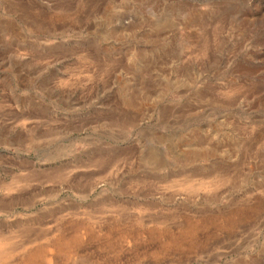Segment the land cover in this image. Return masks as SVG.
Here are the masks:
<instances>
[{
	"label": "rangeland",
	"instance_id": "rangeland-1",
	"mask_svg": "<svg viewBox=\"0 0 264 264\" xmlns=\"http://www.w3.org/2000/svg\"><path fill=\"white\" fill-rule=\"evenodd\" d=\"M150 13L158 18L144 26ZM173 61L177 62L173 79L203 74L207 82L199 90L179 88L176 94L186 97L179 104L160 103L158 121L139 128L135 140L123 142L119 133H85L86 143L93 147L65 159L62 154L71 139L35 145L28 130L16 127L26 120L41 121L27 129L47 141L49 124L84 132L97 122L138 120L141 113L134 110L138 98L141 93L158 95L165 82L157 72ZM46 67L48 71L37 78ZM106 69L103 83L54 90L58 80L73 75H95L98 80ZM221 89L234 94L225 108H209L200 117L188 118ZM97 97L98 102L87 108ZM214 113L215 121L210 119ZM221 121L232 127L218 128ZM165 125L169 130L161 132ZM210 129L220 133V142L213 147H227L233 155L241 148L240 161L215 157L207 164L180 167L168 159L172 155L183 160L185 148L207 143ZM240 129H255V134L250 140L230 138ZM262 141L264 0H0V213L23 208L38 213L30 221L13 224L0 216V235L24 224L47 227L66 212L96 218L105 208H115L117 215L100 221L98 234L86 249L104 264H196L189 253L176 249L163 259L153 255L165 252L174 236L192 226L200 229L201 252L220 249L201 264H264V195L259 194L264 190V166H257L247 186L241 185L243 152H254ZM124 158L151 167L138 163L135 172L126 169L107 194H96L98 199L82 202L66 193L59 201L41 202L60 191L59 184L50 182L65 169L87 168L105 159L106 171ZM161 169L168 171L162 174ZM101 174L78 172L73 184L87 192L86 186ZM229 178L234 183L218 192L195 190L201 184L214 188L209 180L222 183ZM133 184L144 187L133 193L129 187ZM165 184L175 190H156ZM225 193L228 203H219ZM84 223L69 218L60 227L71 233Z\"/></svg>",
	"mask_w": 264,
	"mask_h": 264
},
{
	"label": "clouds",
	"instance_id": "clouds-1",
	"mask_svg": "<svg viewBox=\"0 0 264 264\" xmlns=\"http://www.w3.org/2000/svg\"><path fill=\"white\" fill-rule=\"evenodd\" d=\"M157 15L155 13H150L148 18L145 20L144 26H148L151 22L157 20ZM142 29H137L140 31ZM180 33L183 36L184 29L183 26L180 27ZM129 36L135 35L134 33H129ZM187 51L191 52V49ZM135 52L132 54V59L135 58ZM21 58H25L24 54H21ZM82 62H87L84 57H78ZM188 59H197L195 56H189ZM131 62V60H130ZM48 63V62H44ZM49 66H51L49 64ZM177 62L173 61L171 64L158 70L157 75L160 79L165 82V86L160 90L158 95L149 96L145 93H141L138 98V102L135 105V111L141 113L138 120L133 121L128 120H115V121H103L93 123L89 128L85 129L84 132H76L72 129L62 127L60 125H47L49 132L51 133L47 141L44 139L35 138V132L33 130L27 129L28 124L36 123L41 124V121H22L16 124V127H24L29 131L32 139V144L41 145L45 142H55L64 139H71L72 143L62 154L65 159L75 158L82 151L93 147L92 144L86 143L88 136L85 133L100 134V133H110V134H121L124 136V141H131L137 139V130L141 128L144 124L151 123L153 119L158 121V105L165 101L179 104L186 97L178 96L177 90L181 87H189L194 90H199L204 87L207 81L204 80V75H195L191 78H177L176 73ZM48 71L46 67L43 72L39 73L43 76ZM166 73V74H165ZM108 70L106 69L103 74H101L97 80L95 75H73L69 76L67 79L58 80L54 86V90L61 91L67 88L79 86L81 88L88 87L95 83H103ZM174 86V87H173ZM22 95H29L28 92L21 93ZM43 96V93H37ZM234 94L223 89L218 90L215 93L214 98H208L202 101L204 107L199 108L197 111L189 114L188 118H197L203 115L209 108L213 109H223L226 107L227 103L231 101ZM99 97L93 99L90 104L86 107L91 108L98 102ZM243 103V101H241ZM129 107L128 105L125 106ZM213 121L217 119L215 113L210 117ZM227 124V127L231 128L232 124H228L227 121H221L217 127L223 128ZM169 129L167 125L160 128L161 132H167ZM255 134V129H240L238 132L231 134L235 137H241L246 140H250ZM210 138L207 143L196 147H188L181 152V156L184 157L180 160L172 155L168 156V159L179 165L180 167H190L193 163L207 164L211 158L215 157H227L231 156L233 162L240 161L242 151L241 148L235 149L234 155L229 148L225 147L223 150H218L213 147V145L220 142V133L216 132L213 134L210 129L208 134ZM32 144L29 145V150H32ZM243 147V146H242ZM143 151H141V156ZM244 162L241 168L243 176L241 178L242 189L247 186V178H251L257 166H264V141L259 143L254 152L244 150ZM107 161L105 159H98L94 162L88 164L87 168H80L77 166H72L70 168L62 171L54 180L50 183L59 184L60 191L54 193L53 195L41 198L42 203H47L48 201H59L63 195L66 193L70 195L77 201L87 202L91 199H98L96 195L98 192L100 196L107 194L111 188L115 187V181L121 176V174H126L125 170L129 172H135L137 170V164L143 163L145 166L151 167L144 161H138L137 159H118L110 167L104 171ZM99 170L102 172L100 176L94 179L90 185L86 187L89 191L85 192L84 187L79 184H73V177L81 171H91ZM161 173H167L168 169H161ZM15 184V181H13ZM196 183L201 184L197 181ZM234 181L229 178L222 183H217L215 180L207 181L208 185H215L214 188H209L201 184V187L195 189L196 191H204L209 194L213 192H218L221 189L228 188L232 185ZM67 186V187H66ZM19 187V185H17ZM130 189L135 193L144 187L142 184H133L129 186ZM156 190L159 192L174 191L172 184L158 185L155 186ZM12 192L16 191V188L11 189ZM260 195H264V190L259 191ZM228 193L219 198V203H228L227 200ZM163 200V196L159 197ZM57 205L53 204V207ZM133 213H139V209H131ZM118 209L115 208H105L103 210V215L93 218L91 215H74L71 212H66L62 214L53 224L47 227L40 228L38 225L24 224L20 227L10 228L6 233L0 235V264H104V261L95 257V254L86 249L89 247V240L95 234H98L97 225L100 221L111 215H117ZM37 212L31 210L30 208H23L21 210H14L13 212H3L0 216H3L8 224H13L17 220L30 221L32 218L37 216ZM71 218L74 221L84 220L83 226L73 230L71 233L65 232L60 225L63 221ZM138 224H141L140 219L137 220ZM147 227H166V225H148ZM39 228V231H37ZM53 229H56L53 231ZM199 227L192 226L186 232L181 233L179 236H174L173 242L166 245V250L163 253H154V257L157 259H163L169 251L176 249L181 252L189 253V259L194 258L196 264H201V262H206L212 255L220 251L216 248L212 251H207L203 253L200 251L202 245L198 242ZM259 236L260 233H257ZM98 238V235H97ZM129 246L130 242H129Z\"/></svg>",
	"mask_w": 264,
	"mask_h": 264
}]
</instances>
